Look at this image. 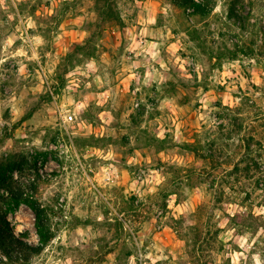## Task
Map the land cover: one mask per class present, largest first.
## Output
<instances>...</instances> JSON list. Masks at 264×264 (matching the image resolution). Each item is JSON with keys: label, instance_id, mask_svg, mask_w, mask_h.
Here are the masks:
<instances>
[{"label": "clouds", "instance_id": "1", "mask_svg": "<svg viewBox=\"0 0 264 264\" xmlns=\"http://www.w3.org/2000/svg\"><path fill=\"white\" fill-rule=\"evenodd\" d=\"M193 4L0 0V264H264V0Z\"/></svg>", "mask_w": 264, "mask_h": 264}, {"label": "rangeland", "instance_id": "2", "mask_svg": "<svg viewBox=\"0 0 264 264\" xmlns=\"http://www.w3.org/2000/svg\"><path fill=\"white\" fill-rule=\"evenodd\" d=\"M193 1V0H192ZM176 4L180 8H187V7H195V10L200 15H205L207 8L206 6H195L193 2L190 1L185 2L184 0H176ZM47 163V160L44 161ZM39 163L38 160L34 159L32 164H29L27 161L15 157V158H3L0 159V187H8L11 189L13 186L12 182V173L14 171H19L21 175H23L24 171L28 168L35 167ZM17 197L24 198L21 194L14 192L13 195L9 200H0V217L6 218V223L3 224L0 223V226L8 225L9 228H11L9 224V220H15L17 217H19L22 220L27 221L29 217V213L32 212L27 206L24 204L20 205L19 208H17L14 212H11L12 208L14 207L13 199ZM1 222V221H0Z\"/></svg>", "mask_w": 264, "mask_h": 264}, {"label": "trees", "instance_id": "3", "mask_svg": "<svg viewBox=\"0 0 264 264\" xmlns=\"http://www.w3.org/2000/svg\"><path fill=\"white\" fill-rule=\"evenodd\" d=\"M185 2L190 1L191 3L193 2L192 0H184ZM13 204L14 207L12 208L11 212H14L17 208H19L20 205L24 204L25 206H27L32 212L36 211L35 205L32 203H29L25 198L22 197H17L15 199H13ZM0 223L3 222L6 223V218H1L0 217ZM11 228H9V226L3 225L0 226V246H7V247H12V237H11Z\"/></svg>", "mask_w": 264, "mask_h": 264}]
</instances>
